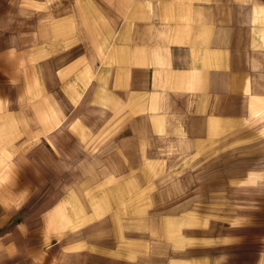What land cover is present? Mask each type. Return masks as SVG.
Listing matches in <instances>:
<instances>
[{
    "label": "crops",
    "instance_id": "obj_1",
    "mask_svg": "<svg viewBox=\"0 0 264 264\" xmlns=\"http://www.w3.org/2000/svg\"><path fill=\"white\" fill-rule=\"evenodd\" d=\"M0 264H264V0H0Z\"/></svg>",
    "mask_w": 264,
    "mask_h": 264
}]
</instances>
